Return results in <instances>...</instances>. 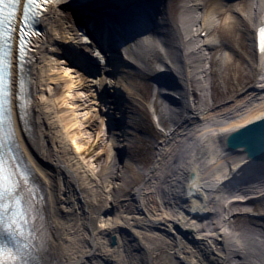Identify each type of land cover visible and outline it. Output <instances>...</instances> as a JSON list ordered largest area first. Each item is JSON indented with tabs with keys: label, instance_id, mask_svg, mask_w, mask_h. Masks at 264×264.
I'll list each match as a JSON object with an SVG mask.
<instances>
[{
	"label": "bare ground",
	"instance_id": "obj_1",
	"mask_svg": "<svg viewBox=\"0 0 264 264\" xmlns=\"http://www.w3.org/2000/svg\"><path fill=\"white\" fill-rule=\"evenodd\" d=\"M95 1L103 2L95 10L113 4ZM172 1L159 0L167 31L160 38L145 37L146 45L135 48L147 67L125 76L137 85V101L144 99L142 81L151 82L158 74L152 55L162 47L168 61L157 62L173 75L171 92L179 96L174 100L166 94L163 101L172 123L160 131L154 161L146 165L133 152L141 182L132 186L137 177L125 169L107 132L105 106L100 108L96 97L108 84L105 76L77 80L83 72L62 57L81 40L73 10L59 7L44 21L46 35L33 65L36 139L29 142L22 133V142L47 191L49 264H264V161H253L244 150L226 144L231 131L264 118V56L256 42L264 0H210L205 6L199 0H179L177 20L171 17ZM223 33L229 42L221 46ZM218 47L229 93L223 102L215 101V59L206 53ZM247 77L252 78L246 83ZM229 79L235 87H229ZM140 110L162 119L155 100ZM134 125L139 131V124ZM87 139L106 140L103 155L93 156ZM192 172L197 178H191ZM240 207L252 208L258 216L240 214ZM243 215L246 227L238 223Z\"/></svg>",
	"mask_w": 264,
	"mask_h": 264
},
{
	"label": "snow or ice",
	"instance_id": "obj_2",
	"mask_svg": "<svg viewBox=\"0 0 264 264\" xmlns=\"http://www.w3.org/2000/svg\"><path fill=\"white\" fill-rule=\"evenodd\" d=\"M58 2L0 0V237L7 235L12 244L10 248L0 240V264H28V258L37 247L36 228L33 224L37 218L34 215L37 194L30 184L28 171L16 163L17 157L14 155L16 132L12 112V46L18 33V58L20 69L23 70L31 38L40 35L33 30V24L42 23V15L47 11L46 5ZM18 13H22L19 26ZM259 39L260 51L264 52V28L260 29ZM19 88L17 99L21 101L20 108L23 109V77ZM72 143L79 151L80 145L74 139Z\"/></svg>",
	"mask_w": 264,
	"mask_h": 264
},
{
	"label": "rangeland",
	"instance_id": "obj_3",
	"mask_svg": "<svg viewBox=\"0 0 264 264\" xmlns=\"http://www.w3.org/2000/svg\"><path fill=\"white\" fill-rule=\"evenodd\" d=\"M210 1V0H209ZM209 3V2H208ZM178 0H173L171 3H170V7H171V12H176L178 10ZM225 33H223L222 35V43H226V42H229V39L226 37L225 38ZM244 41L246 43V50L248 51V41L245 40L244 38ZM250 52V51H249ZM155 53V55H152L153 57H158L157 55L159 54L158 52H153ZM211 54L213 55L214 59H215V62L213 63V77H214V98H215V101L217 102H223L224 100H226V97L229 93H227L226 89H225V84L223 82V78H225L226 76V71L223 70V50L219 49V48H216L214 50L211 51ZM160 56V55H159ZM63 57V56H62ZM150 58V57H149ZM147 67V65H141V68L145 69ZM245 69H246V72L248 73V75H251V71H250V68L247 67V64H245ZM62 70V69H61ZM233 72H231V75H232ZM84 75H82L81 77H77V80H80V79H84L83 77ZM252 77L245 79L243 80L244 82H249L251 80ZM143 82V95L145 97V100L147 102H150L151 100H155V106L156 108L158 109L159 113H161L162 117H163V123L165 124L166 127H169L171 125V121L168 120V118L170 117L166 111L163 109V103H161V101L159 100V97L157 96V99L156 96H155V91H154V83L151 81V82H145V81H142ZM228 84H229V87H235L236 86V81L234 79H229L228 80ZM84 92V91H82ZM213 92V91H212ZM141 111V110H140ZM94 113V112H93ZM95 114H98L100 116V113H97L95 112ZM141 114L143 115L142 119H140L139 123V128L140 129H143L145 131L144 134H140V138L142 139V143L140 144V148L137 149V154H140V158L146 163V165H150L152 163V161H154V154L156 153V150L154 148V146L156 145V141L157 140H160L161 138V132L160 130L156 127V125H154L153 121H152V116L150 113L148 114H143L141 112ZM97 115V116H98ZM99 125V124H98ZM147 130V131H146ZM149 132V134H148ZM93 140L91 139H87V143H85V145H87V148L90 152H92L93 156H99L100 154L103 155L104 153V148L106 147V140L105 141H102L100 143H93L92 142ZM108 151V150H106ZM134 152V151H133ZM132 152V153H133ZM120 154V153H119ZM104 159L105 157H102V161L101 163H104ZM126 162V161H125ZM125 169L128 170L129 173L132 174V171H131V167L128 163H125ZM137 177V180H135V182L132 185H138L140 182H141V177H139V175H136ZM261 207H264V202L260 204ZM252 211V208H248ZM247 207H240L239 210H243L242 212H239L240 214H243L244 212H246L247 210ZM260 209V208H258ZM257 209V210H258ZM257 212V211H256ZM245 218H241L238 222L239 224H241V226H244L245 227L247 226V222H248V217H246V215H243Z\"/></svg>",
	"mask_w": 264,
	"mask_h": 264
},
{
	"label": "water",
	"instance_id": "obj_4",
	"mask_svg": "<svg viewBox=\"0 0 264 264\" xmlns=\"http://www.w3.org/2000/svg\"><path fill=\"white\" fill-rule=\"evenodd\" d=\"M123 0H111L118 4ZM227 145L231 149L243 147L248 156L255 161H264V118L257 120L245 127L231 132L227 137ZM191 178H197L196 173H191ZM192 230H187L190 233ZM116 237H113V243H116Z\"/></svg>",
	"mask_w": 264,
	"mask_h": 264
}]
</instances>
